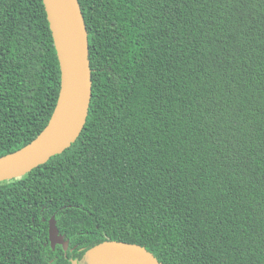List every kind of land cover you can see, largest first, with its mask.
Instances as JSON below:
<instances>
[{
    "label": "trees",
    "instance_id": "16d2710c",
    "mask_svg": "<svg viewBox=\"0 0 264 264\" xmlns=\"http://www.w3.org/2000/svg\"><path fill=\"white\" fill-rule=\"evenodd\" d=\"M78 2L86 122L0 181V264H82L105 240L160 264H264V0ZM59 87L42 0H0V156L39 134Z\"/></svg>",
    "mask_w": 264,
    "mask_h": 264
},
{
    "label": "water",
    "instance_id": "95a60500",
    "mask_svg": "<svg viewBox=\"0 0 264 264\" xmlns=\"http://www.w3.org/2000/svg\"><path fill=\"white\" fill-rule=\"evenodd\" d=\"M60 68V87L53 111L39 134L23 147L0 156V181L20 177L68 148L81 133L91 98L88 33L78 0H42ZM52 249L69 241L48 221ZM85 264H160L144 246L105 240L88 249ZM77 264L76 260H72Z\"/></svg>",
    "mask_w": 264,
    "mask_h": 264
},
{
    "label": "rangeland",
    "instance_id": "374dc122",
    "mask_svg": "<svg viewBox=\"0 0 264 264\" xmlns=\"http://www.w3.org/2000/svg\"><path fill=\"white\" fill-rule=\"evenodd\" d=\"M86 262L84 261V262H82V264H85Z\"/></svg>",
    "mask_w": 264,
    "mask_h": 264
}]
</instances>
